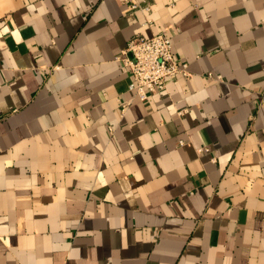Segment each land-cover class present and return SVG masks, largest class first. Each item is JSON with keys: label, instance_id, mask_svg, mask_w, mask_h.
<instances>
[{"label": "crops", "instance_id": "crops-1", "mask_svg": "<svg viewBox=\"0 0 264 264\" xmlns=\"http://www.w3.org/2000/svg\"><path fill=\"white\" fill-rule=\"evenodd\" d=\"M139 2L0 0V264H264V0Z\"/></svg>", "mask_w": 264, "mask_h": 264}, {"label": "built area", "instance_id": "built-area-1", "mask_svg": "<svg viewBox=\"0 0 264 264\" xmlns=\"http://www.w3.org/2000/svg\"><path fill=\"white\" fill-rule=\"evenodd\" d=\"M118 1L130 12H151V8L143 6L139 0ZM147 24L152 25V21L148 20ZM120 61L132 77L129 91L143 102L148 100L150 95L165 90L168 82L177 80L179 76H190L188 65L177 60L172 40L165 34L134 36L122 52ZM209 77L212 78L211 75ZM128 105H122V113H125ZM182 114L183 112H180V115Z\"/></svg>", "mask_w": 264, "mask_h": 264}]
</instances>
